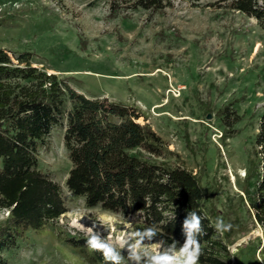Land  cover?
I'll list each match as a JSON object with an SVG mask.
<instances>
[{"label":"rangeland","instance_id":"1","mask_svg":"<svg viewBox=\"0 0 264 264\" xmlns=\"http://www.w3.org/2000/svg\"><path fill=\"white\" fill-rule=\"evenodd\" d=\"M134 2L0 0V47L13 57L32 52L33 66L87 96L134 107L142 114L138 121L149 123L176 153L167 161L198 176L221 259L264 264V226L242 191L264 111V30L255 18L228 8V0H167L158 10ZM225 106L240 116L229 137L220 113ZM65 122L38 147L36 168L59 183L67 211L0 246V264H157V256L184 264L180 243L135 239L139 214L87 206L67 189ZM7 216L0 208V224ZM69 237L95 238L116 258L74 246Z\"/></svg>","mask_w":264,"mask_h":264},{"label":"trees","instance_id":"2","mask_svg":"<svg viewBox=\"0 0 264 264\" xmlns=\"http://www.w3.org/2000/svg\"><path fill=\"white\" fill-rule=\"evenodd\" d=\"M167 0H135L133 7L158 10ZM228 8L255 18L264 30V0H228ZM116 8L111 2L110 11ZM0 47V246L26 229L38 230L67 211L61 187L36 168L37 149L55 124L65 119L63 143L70 168L67 189L87 206L137 213V241L163 238L167 244L192 240L200 247L197 264H230L214 249L220 245L213 221L203 212L198 176L167 159L176 153L134 107L106 96H87L55 73L32 65V52L15 56ZM220 113L224 137L240 116ZM233 114L232 120L230 114ZM254 158L243 187L254 220L264 226V111L252 146ZM251 185V186H250ZM196 222L198 227L189 226ZM84 247L87 238L69 237ZM109 264H114L109 261Z\"/></svg>","mask_w":264,"mask_h":264},{"label":"clouds","instance_id":"3","mask_svg":"<svg viewBox=\"0 0 264 264\" xmlns=\"http://www.w3.org/2000/svg\"><path fill=\"white\" fill-rule=\"evenodd\" d=\"M189 227L196 229L198 224L193 222ZM90 231L91 230L89 229V233ZM87 245L92 250H103V256L105 259L108 257H112L113 259L116 258L115 256H112V250L109 246L95 238L89 237L87 239ZM182 254L186 256L184 264H197V257L200 255V247L197 246L194 241L189 240L182 249ZM155 259L157 264H171V259L167 256H157Z\"/></svg>","mask_w":264,"mask_h":264}]
</instances>
